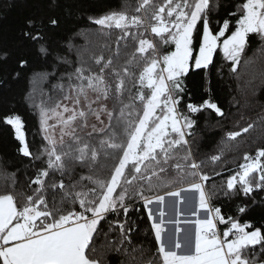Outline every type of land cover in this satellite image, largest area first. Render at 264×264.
I'll use <instances>...</instances> for the list:
<instances>
[{
    "label": "snow or ice",
    "instance_id": "snow-or-ice-1",
    "mask_svg": "<svg viewBox=\"0 0 264 264\" xmlns=\"http://www.w3.org/2000/svg\"><path fill=\"white\" fill-rule=\"evenodd\" d=\"M224 7L50 0L25 19L0 64L14 55L38 139L0 97V128L26 161L0 171V264H264V225L242 219L264 207V111L233 113L211 88L247 73L253 38L264 53V0ZM200 116L218 135L210 152L193 151Z\"/></svg>",
    "mask_w": 264,
    "mask_h": 264
},
{
    "label": "trees",
    "instance_id": "trees-1",
    "mask_svg": "<svg viewBox=\"0 0 264 264\" xmlns=\"http://www.w3.org/2000/svg\"><path fill=\"white\" fill-rule=\"evenodd\" d=\"M68 2L69 0H60L61 5ZM82 2L87 7L101 9L116 7L118 0H82ZM223 2L227 7L221 9L220 15L227 17L228 13L234 10L232 5L238 0H223ZM49 3L50 0H0V49L15 54L19 44V32L23 28L25 19L29 16L48 13ZM56 13L63 15V8L57 9ZM250 43L251 47L247 50V59L251 63L247 73L242 74L240 80L231 79L227 75L223 80L215 76L212 79L211 88L215 100L221 102L225 108H230L233 113L237 111L238 107L241 111H264V108H262L264 106V84H262L260 76V73L264 71V53L259 51L260 46L255 38ZM221 59L222 56L218 55L217 60ZM14 68V55L6 64H0V78H3L6 74L8 75L7 86L0 85V97L6 98L15 105L18 113L24 118L25 131L31 143L34 139H38L33 136V133L37 130V120L24 100V96L28 91L27 81L12 79ZM249 81L251 82L249 83ZM190 88L197 98L205 94V85L199 78H194ZM233 97L239 101L238 106L229 104ZM199 120L198 139L193 145V151L199 149L201 153L210 152L216 144L218 135L210 125L205 124V116H200ZM259 134V129L253 133L256 136H259ZM16 143L7 129L0 128V171L6 168L10 172L15 168H22L23 163L26 162L16 156ZM220 203L217 202V204ZM223 210L229 213L235 212L234 207L227 202H224ZM242 219L251 221L256 225H264V207H254Z\"/></svg>",
    "mask_w": 264,
    "mask_h": 264
},
{
    "label": "crops",
    "instance_id": "crops-1",
    "mask_svg": "<svg viewBox=\"0 0 264 264\" xmlns=\"http://www.w3.org/2000/svg\"><path fill=\"white\" fill-rule=\"evenodd\" d=\"M185 211L187 212V209H185ZM167 212H168V216L172 217L174 216V208L173 205L171 203V201H169L168 207H167Z\"/></svg>",
    "mask_w": 264,
    "mask_h": 264
}]
</instances>
